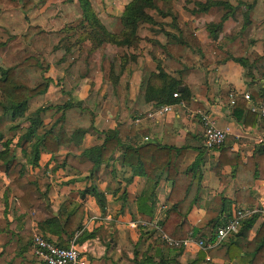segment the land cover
<instances>
[{"label":"crops","instance_id":"1","mask_svg":"<svg viewBox=\"0 0 264 264\" xmlns=\"http://www.w3.org/2000/svg\"><path fill=\"white\" fill-rule=\"evenodd\" d=\"M128 1L89 0L93 11L110 31L119 29V15ZM196 1L204 0L157 1L156 8L147 10L154 23L142 22L137 27L136 32L139 36L137 46L127 48L108 44L102 50H97L95 60L98 67L93 79L86 77L79 79L69 93L61 90L59 79L63 76L64 69L77 55V50L72 51L60 62L51 63L45 75L49 76L52 82L45 92L28 99L25 116L19 122L16 119H9L7 115L0 117V149L4 142L7 143L9 150L24 164V175L36 182L31 194L33 196L45 194L43 201L37 205L42 216L46 218L57 214L58 209H66L69 204L67 197L83 205L81 225L66 239L56 231V226H48L42 220L30 221V234L33 231L40 232L50 240L62 244L73 239L78 249L86 256L87 264H148L149 261L159 260H174L186 264L194 258L200 249L197 245L178 247L168 245L161 239L159 221L165 218V210L171 204L166 198L171 181L163 174L157 179L153 189L152 218L150 221L140 218L135 198L143 188L145 178L134 174L129 166L120 164L116 158L124 144L116 146L112 160L100 161L92 171H78L63 164L66 153L78 154L83 149L102 142L103 134L98 131L112 129L115 126L117 105L108 97L103 99L100 111L94 116L93 128H89L78 143L60 144L53 151L40 146L35 164L30 162L28 156L29 140L26 141L27 147L24 152L21 149L23 139H20L26 127L25 118L38 106L45 107L39 115L42 123L47 125L54 116L57 104L69 97L81 99L90 88L96 89L100 94L109 92L112 96L114 92L116 95L124 93V89L119 85L113 92L109 89L108 70L110 60L116 54L130 53L135 56L130 61L129 90H125L128 96L133 98L137 92L141 66L145 64L150 70L159 71L164 57L163 47L167 40L165 32L177 34L178 27L186 21L191 22L194 34L202 43L214 42L233 57L244 58L245 63L242 65L232 58H227L213 60L202 66L198 56L186 49L180 60L190 68L176 91L182 90L185 86L190 92L191 100L188 102L180 98L183 105L175 103L176 100L172 102L175 103L173 110L161 115L147 117L146 110L136 117L139 118L138 121L134 120L135 117L130 119L134 124V133L126 141L131 145L155 141L160 145L185 147L180 162L181 170L185 169L196 156H200L197 197L186 213L189 225L198 228L194 237L207 236L214 220H222L223 213L219 211L222 198L229 200L230 206L235 203L243 207H257L264 200L263 173L251 179L250 167L244 168L239 165L234 171L236 160L244 163L256 149H264L262 134L264 121L247 110L248 101L243 97V93H248L253 100L264 96V0H227L233 8H239V11H233L235 18L229 13L213 36L207 24L219 21L226 9L212 5L206 10L196 11ZM33 2L26 11L28 21L43 29H59L71 24L73 20L78 21L81 17L77 0ZM67 2L74 3L77 7L74 14L62 13L61 18L64 22L57 27V23L52 27L49 20L43 23L44 11L50 9L56 12L58 9L66 8ZM243 17L249 19L248 23L238 35L230 37V30ZM26 23L19 8H0V35H4L0 36V53L2 48L6 49V35H16L20 38L19 35ZM21 44L26 50L23 57L32 53L27 44L23 41ZM2 58L4 57L0 55V66L15 63H5ZM32 105L34 107L31 110ZM197 110L208 112L216 126L228 127V132L218 147L204 148L201 141L202 125ZM219 157L222 159L218 169L222 181L214 168ZM262 168L264 163L261 164ZM8 182L5 165L0 159V264H43L32 255L28 245L21 252H17L18 236L6 228L7 222L12 219L8 211L11 193L5 194L4 191ZM88 186L103 194L102 208L93 195L89 193L79 195V191ZM261 216L258 214L248 230V238L253 235L262 219ZM187 235H190V232ZM205 259L211 264H239L235 260L228 261L217 257L206 256ZM199 264H205V260Z\"/></svg>","mask_w":264,"mask_h":264},{"label":"trees","instance_id":"2","mask_svg":"<svg viewBox=\"0 0 264 264\" xmlns=\"http://www.w3.org/2000/svg\"><path fill=\"white\" fill-rule=\"evenodd\" d=\"M157 1L167 0H129L124 4L119 15V29L110 31L93 11L89 0H77L81 17L75 25L69 24L59 29L49 30L29 23L26 11L33 5V0H0L1 9L19 8L23 12V18L27 23L19 36L32 51L31 54L11 65L0 66V98L3 100L0 101V117L7 115L11 120L22 118L28 99L45 92L52 82V79L45 75L49 65L64 60L74 50H77V55L70 61L64 69L63 76L59 79L61 90L69 93L79 79L83 77L93 79L98 67L95 52L102 50L108 44L116 47H136L139 42L137 27L142 22L154 23L147 10L156 8ZM195 5L197 6L196 11L206 10L212 5H219L226 9L219 21L207 24L212 36L229 13L235 18L233 11H239V8H233L227 0L196 1ZM248 20L243 17L237 21L230 30L229 36L238 35ZM165 34L167 40L163 47L162 66L157 72L150 70L145 64L141 66L137 92L133 98H130L125 90H129L130 61L135 56L130 53L116 54L110 60L109 89L113 92L119 85L124 89V93L116 95L114 92L112 96L109 92L100 94L96 89L90 88L81 99L75 100L69 97L57 104L54 116L47 125L42 123L39 115L45 107L38 106L25 118L26 127L20 139H23L21 149L24 152L27 147L26 141L29 140L28 156L30 162L35 164L40 146L53 151L60 144L78 143L85 132L93 128L94 116L100 111L103 99L108 97L112 103L117 105L115 126L112 129L98 131L103 134L102 142L89 146L78 154L66 153L63 164L78 171H92L100 161L112 160L116 146L124 144L116 158L120 164L129 166L134 174L145 178L144 186L135 198L137 213L141 219L150 221L154 205L153 189L157 184V179L163 174L171 181L166 197L171 204L165 210V218L159 221V229L169 237L179 239L185 237L188 232L193 236L198 231V228L189 225L186 213L197 197L200 156H196L185 169L181 170L180 162L185 147L160 145L155 141L131 145L126 141L134 133V124L130 119L142 114L154 104L172 103L180 98L188 102L191 100L189 99L190 92L185 86L178 91V97L172 96V92L180 87L190 68L180 60L186 49L198 56L202 66H206L213 60L227 58H232L243 65L245 59L233 57L214 42L202 43L194 34L190 21L178 27L177 34L171 32H165ZM2 146L0 159L5 165V172L9 179L4 191L5 194L11 193L8 211L12 219L7 222L6 228L18 236L17 252H21L30 244L31 220H42L48 226H56V231L66 239L80 227L84 214L83 205L67 197L69 204L66 209H58L57 214L44 218L37 205L43 201L45 194L38 196L31 194L36 187V182L24 175V164L9 150L7 143L4 142ZM263 163L264 149L258 148L251 157L246 158L244 163L236 160L234 171L239 165L244 168L250 167L252 168L250 178L254 179L259 173L264 174V168L261 169ZM221 164L222 159L219 157L214 168L220 181H222V176L218 169ZM85 193L93 195L99 207L102 208L104 203L102 193L92 186L84 187L79 191L80 196ZM235 201H237V195ZM233 205L235 203L230 206V201L222 198L219 211L223 213V218L214 220L209 234L213 235L216 226L230 217ZM258 214L253 213L243 218L237 231L220 243L206 249H198L194 258L186 264H199L204 260L205 264H211L205 259L206 256L228 261L235 260L239 264H264V216H261L262 219L253 235L250 238L247 237L248 230ZM148 264L180 263L174 260H159L158 262L149 261Z\"/></svg>","mask_w":264,"mask_h":264},{"label":"built area","instance_id":"3","mask_svg":"<svg viewBox=\"0 0 264 264\" xmlns=\"http://www.w3.org/2000/svg\"><path fill=\"white\" fill-rule=\"evenodd\" d=\"M173 97L178 96V92H172ZM243 97L248 101V109L255 112L264 121V96L253 100L248 93H243ZM175 103L183 105L179 99ZM175 103H163L151 106L145 112V116L153 117L165 112L172 111ZM199 121L202 125L201 141L207 149L215 148L222 143L228 127H218L210 114L206 111L197 110ZM137 117V116H136ZM134 118L138 121L139 118ZM264 135V128L262 130ZM253 213L264 216V200L257 207H243L233 205L231 215L216 226L213 235L194 237L187 235L183 238H172L161 232V239L168 245L184 247L195 244L201 249H206L220 243L227 236L235 233L241 220ZM30 249L32 255L43 264H87L84 253L78 249L73 239L65 244H57L40 232L33 231L30 236Z\"/></svg>","mask_w":264,"mask_h":264},{"label":"rangeland","instance_id":"4","mask_svg":"<svg viewBox=\"0 0 264 264\" xmlns=\"http://www.w3.org/2000/svg\"><path fill=\"white\" fill-rule=\"evenodd\" d=\"M160 5H163V3H160ZM75 11H77V7L74 6V3L71 4L70 2H67L66 8L58 9V11L56 12H54V10L50 11V9H48L44 11V13L42 14V18L44 20L43 23H45L46 20H49L48 22L49 24L50 23L52 24L51 25L52 27L55 26V23H57L56 27L60 26V24L64 22V20L61 18V14L64 12L74 14ZM50 19H53V21ZM76 23H77V19L73 20L70 25H75ZM0 36L4 37V35H0ZM5 48L6 49L2 48L1 53H0L1 57H4L2 58V60L5 63L16 62L17 60L21 59L26 54V50L24 49V46H22L21 44V39L16 37V35H11V34L6 35V47ZM4 52L5 54H3ZM0 101H3V100L0 98ZM33 107L34 105L31 106V110ZM21 119L22 118H17L16 121L19 122V120Z\"/></svg>","mask_w":264,"mask_h":264}]
</instances>
